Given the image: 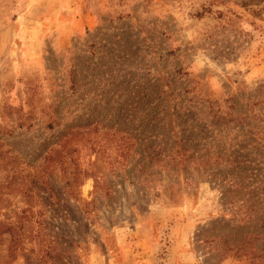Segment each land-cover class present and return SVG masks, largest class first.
<instances>
[{"label": "rangeland", "instance_id": "rangeland-1", "mask_svg": "<svg viewBox=\"0 0 264 264\" xmlns=\"http://www.w3.org/2000/svg\"><path fill=\"white\" fill-rule=\"evenodd\" d=\"M57 1L0 0V264H264V0Z\"/></svg>", "mask_w": 264, "mask_h": 264}, {"label": "crops", "instance_id": "crops-1", "mask_svg": "<svg viewBox=\"0 0 264 264\" xmlns=\"http://www.w3.org/2000/svg\"><path fill=\"white\" fill-rule=\"evenodd\" d=\"M36 4L39 6H46L47 11L49 14L45 17L44 20L41 21L43 24V28L46 29H53L55 26L59 27L60 19L58 17V14L60 13V3L57 0H35ZM84 22V20H83ZM86 22H90L89 19H87ZM84 22V23H86ZM73 23H69L70 28H78L80 25H73ZM65 27H68L65 25Z\"/></svg>", "mask_w": 264, "mask_h": 264}, {"label": "trees", "instance_id": "trees-1", "mask_svg": "<svg viewBox=\"0 0 264 264\" xmlns=\"http://www.w3.org/2000/svg\"><path fill=\"white\" fill-rule=\"evenodd\" d=\"M261 118H262V116H261ZM250 235L257 236L259 238V240H264V232H259V231L258 232H251ZM263 251H264V247H263Z\"/></svg>", "mask_w": 264, "mask_h": 264}]
</instances>
